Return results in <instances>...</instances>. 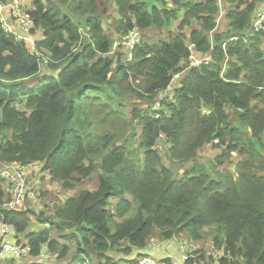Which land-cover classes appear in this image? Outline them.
I'll return each instance as SVG.
<instances>
[{"label": "trees", "instance_id": "trees-1", "mask_svg": "<svg viewBox=\"0 0 264 264\" xmlns=\"http://www.w3.org/2000/svg\"><path fill=\"white\" fill-rule=\"evenodd\" d=\"M106 4L116 11V36L140 32L132 61L123 53L102 58L114 35L103 27ZM21 7L33 24L25 35L39 40L31 49L19 29L6 33L0 22V163L42 164L48 175L34 177L38 186L74 191L69 182L92 174L97 185L51 214L1 209L11 195L0 179V223L18 243L33 257L46 247L59 262L72 249L66 264H136L156 258L157 243L181 260L186 236V264H207L213 254L220 264H264V32L252 29L264 0H30ZM151 30L155 40L146 38ZM191 47L211 60L182 76L175 100L162 103L167 114L156 117L150 105L187 68ZM116 124L122 132L97 135ZM208 145L217 156L203 163L198 155ZM164 158L189 166L177 178Z\"/></svg>", "mask_w": 264, "mask_h": 264}, {"label": "built area", "instance_id": "built-area-1", "mask_svg": "<svg viewBox=\"0 0 264 264\" xmlns=\"http://www.w3.org/2000/svg\"><path fill=\"white\" fill-rule=\"evenodd\" d=\"M3 8H8L11 10L13 17L15 18L16 24L22 29L24 33L32 25V21L28 14H26L20 5V0H10L4 4H0V12ZM3 28L6 33H12V29L9 23H7L3 18H0ZM253 31L254 33L264 32V9L255 14L253 20ZM30 45L35 49V41L28 38ZM141 35L138 30H130L126 33H122L117 37L112 39L111 47L109 52L102 54V58L112 57L114 55L124 54V58L128 61L133 60L134 50L140 43ZM194 49V46H193ZM211 60L209 55H200L196 51L192 50L191 56L189 58L187 68L188 69L197 68L201 64H208ZM183 73H179L173 76L171 83L164 91V93L159 97V100L155 103L154 109L156 112H160L162 108V103L171 99L174 95L172 93L174 87L179 83L182 78ZM158 97V96H157ZM206 112V111H205ZM48 173L41 166L36 163L30 166L19 165L15 163L5 164L0 163V178L5 180L8 184L7 192L11 195L10 199L5 200L1 209H16L20 208L25 201L27 195L34 197V190H32L31 182L36 176H47ZM49 182V181H48ZM14 229L6 224L0 223V263L4 261H9L11 259L22 261V260H33L38 264H56L58 260V254L49 253L44 247V251L36 257L31 255V247L24 243L19 242ZM153 243L155 239L151 240ZM191 246V244H190ZM191 249V248H189ZM188 248L183 245L181 260L174 259L171 255L163 260L153 258L151 256H142L137 259L136 264H166V262H171L172 264H186L189 260ZM207 264H220L216 254L211 255V259Z\"/></svg>", "mask_w": 264, "mask_h": 264}, {"label": "rangeland", "instance_id": "rangeland-1", "mask_svg": "<svg viewBox=\"0 0 264 264\" xmlns=\"http://www.w3.org/2000/svg\"><path fill=\"white\" fill-rule=\"evenodd\" d=\"M103 9L106 10V12L102 16V20L104 22V26H103L104 30L107 31L109 34H114V33H116V11H115L114 7H112V6L110 7L109 4H106V5L100 7L101 12L103 11ZM9 20H11V18ZM9 20L5 19V21L10 24L12 30H14V28H18L16 21L13 22V21H9ZM155 37H156V31L155 30H151L148 34H146V38H148V39L155 40ZM161 95H162V93L159 94V97ZM159 97L156 100V102L159 100ZM174 100H175V97L171 100V102ZM168 101L169 100H167L166 102H168ZM156 102H154L153 104L150 105L152 110H153V113L156 112L154 109V105ZM137 108L140 109L141 111L146 109L145 106H141V107H137ZM130 109H132V107ZM164 112H165V114H167L166 109H164ZM160 114H163V111H161ZM124 116L126 118H128L130 116L129 111L127 112V115L125 114ZM125 117H124V121L127 122V119ZM112 123H115V122L113 121ZM121 129H122V127H120V125L116 124L114 126H107V127H105V129L103 131H97L96 133L98 136H102V135L106 134L107 132L111 133V131H112V133H115V132L120 131ZM120 132H122V131H120ZM120 132H118V133H120ZM160 139H162V136H160ZM216 143L217 142H215L214 144H216ZM165 147L166 146H164L163 143L160 142L155 150L162 152ZM216 152H218V151H212V146L208 145L205 148H203V150H201L199 152V155H198L199 158L198 159H200V160L203 159V161H204L203 163H206L208 160L212 161L217 156ZM132 161H134L133 157H132ZM163 163L172 173H174V177H177V178H179L181 176L182 170L189 166V165H187V163L178 162L175 160L170 161L167 158L163 159ZM235 164L236 163L232 164V167H231L232 171H233V167H235ZM92 175L93 176H90L86 180L78 178L74 181L69 182L70 185L73 187L74 191H69L68 189H65L64 187H62L61 183L56 184L55 182H54L55 184L46 182L44 185L42 183L40 186H38V183H41V181L38 180L37 182H35L33 179L30 186L32 187V190H34L35 198L34 197L27 198L26 199L27 201L25 200L26 201V207H25V201H24L20 208L26 209L27 206H29L32 208V210L34 209V210L39 211V212L45 210V211H50V213L53 214L54 211H56V209H58V207L64 203V200L66 198H68L69 196L73 195L75 192H79V191L84 190V189H93L97 185V183H96L95 174H92ZM44 186H46V187H44ZM33 222H34V220H33ZM36 230H37V227L35 226L33 231H36ZM50 230L52 231V234H51L52 238L54 240H56L58 243H60L61 245H64L65 242L62 239V235L57 233L54 229H50ZM206 241L207 240H203L204 246L207 245ZM183 242L186 243L187 248H191V246L189 244L190 242L187 240L186 236L183 239ZM192 245H194V244H192ZM73 256H74L73 250L71 249V252L68 253L67 258L62 260L64 262L58 261L56 264H66L71 260V258ZM18 262H20V261H18Z\"/></svg>", "mask_w": 264, "mask_h": 264}, {"label": "crops", "instance_id": "crops-1", "mask_svg": "<svg viewBox=\"0 0 264 264\" xmlns=\"http://www.w3.org/2000/svg\"><path fill=\"white\" fill-rule=\"evenodd\" d=\"M28 2H30V0H21V3H22V6H23V3H28ZM221 3V2H220ZM221 8H222V6H221ZM221 12L223 13V11L221 10ZM0 15L4 18V19H6V20H9L10 18H12V16H11V11H10V9H8V8H3V10L0 12ZM10 21V20H9ZM17 29H19L20 30V28L18 27ZM21 31V30H20ZM14 32L17 34V32L15 31V28H14ZM21 34L20 35H23L22 34V32H20ZM36 40L38 39L39 40V37H37V38H35ZM34 39V40H35ZM35 40V41H36ZM152 242V241H151ZM158 244V243H157ZM157 244H152L151 245V248L154 250V252L155 253H153L154 255H155V257L157 258V259H159V260H163L164 259V257H166V256H169V255H171L172 253V249L171 250H169V251H171L170 253L171 254H168L166 251H165V248H164V246L162 247L161 245H157ZM175 243H173L172 245H166V246H168L169 248H173ZM161 247V248H160ZM174 254V253H173ZM159 256H161V258H159Z\"/></svg>", "mask_w": 264, "mask_h": 264}, {"label": "clouds", "instance_id": "clouds-1", "mask_svg": "<svg viewBox=\"0 0 264 264\" xmlns=\"http://www.w3.org/2000/svg\"><path fill=\"white\" fill-rule=\"evenodd\" d=\"M8 1H10V0L4 1V2H0V4H4V3L8 2ZM21 4H22V3H21V0H20V5H21ZM21 8H22V7H21ZM22 10H23V9H22ZM10 11H11V10H10ZM23 11H24V10H23ZM26 14H27V13H26ZM11 16L13 17V14H12V13H11ZM29 17H30V16H29ZM0 18H3V17L0 15ZM13 18H14V17H13ZM3 19H4V18H3ZM14 19H15V18H14ZM4 20H5V19H4ZM0 22H1V21H0ZM32 25H33V24H32ZM32 25H31V26H32ZM17 26H18V25H17ZM18 27H19V26H18ZM19 28H20V27H19ZM20 30H21V32H22L23 35H20L19 37H21V38H23V39H25V40H27L28 38H30V37H27V36H26L27 34L25 35V33L22 31L21 28H20ZM27 32H28V31H27ZM27 32H26V33H27ZM12 33H15L14 30H12ZM15 34H16V33H15ZM116 35H117V34H114V35H113V38H114V37H117ZM120 35H121V34H120ZM113 38H112V39H113ZM30 39L34 40L33 38H30ZM34 41H35V40H34ZM27 42L29 43L28 40H27ZM29 44H30V43H29ZM36 44H37V43H36V41H35V50H36ZM30 47H31V49H34L31 45H30ZM191 69H192V68H191ZM191 69H188L185 73H183V72L185 71V70H184V71L182 72L183 75L186 74V73H187L189 70H191ZM183 75H182V76H183ZM158 97H159V95H158ZM158 97H157V99H158ZM173 98H174V97H172L171 99H169L168 102H163V103H169ZM157 99H156V100H157ZM155 102H156V101H155ZM163 110H164V109L161 108V111H163ZM161 111H160V112H161ZM204 111H205V110H204ZM160 112H159V113H158V112H155L156 115H157L156 117H158V115H160ZM215 142H216V141H215Z\"/></svg>", "mask_w": 264, "mask_h": 264}]
</instances>
